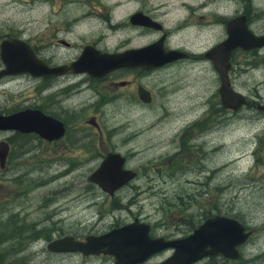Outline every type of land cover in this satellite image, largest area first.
Instances as JSON below:
<instances>
[{"label": "rangeland", "instance_id": "374dc122", "mask_svg": "<svg viewBox=\"0 0 264 264\" xmlns=\"http://www.w3.org/2000/svg\"><path fill=\"white\" fill-rule=\"evenodd\" d=\"M31 1L0 0V36L10 35L32 45L36 35L48 36L51 30L48 22L51 24L54 17L49 15L42 0L40 9H33ZM257 6L256 9L262 8L264 17V6ZM70 11H79V7H71ZM95 35L98 30L90 28L76 43L91 41V36ZM69 38L75 41L72 35ZM40 43L44 44V41ZM234 64L229 81L235 91L247 98L248 106L224 114L218 112L221 109L218 81L208 64L194 66L197 71L189 70L186 74L178 72L181 71L178 68L167 70L168 75L153 74L146 80L153 96L150 107L133 108L127 104L124 90H115V93L107 90L111 79L102 82L106 89L100 90L102 98L97 112L98 123L103 128L102 139L115 146L118 152L128 155L127 168L138 172L131 182L132 187L117 192L111 199L87 185L86 177L100 159L76 155L69 160H40L39 170L25 173L21 181L35 184L38 176L45 177L43 190L53 199L56 228L79 238L130 222L134 217L150 224L154 233L168 239L177 238L197 222L199 210L196 207L205 212L212 189L220 190L224 199L229 198L233 190L227 185L248 182L257 185V189H247V204L234 203L249 206L251 199L264 194V112L250 107L264 104V49L236 53ZM192 82L194 86H191ZM35 83L32 78L0 79V115L22 108L11 106L34 104ZM80 91L81 96L69 100L70 109L81 105L84 117L91 113V105L98 96L92 91ZM207 108L213 117L205 124L204 135L207 136V127L212 125L209 128L212 136L203 141L202 137H194L191 127L187 126L197 116L201 118ZM195 143L200 147L196 155L192 151ZM180 144L185 148L184 152L176 154ZM255 152L259 158L256 162L253 161ZM167 161L171 166L163 168L159 165ZM157 167L160 169H154ZM3 182L0 179V183ZM34 193L29 195L27 192L24 202L13 203L16 207H24L32 221L41 218V209L34 206ZM3 248L5 246L0 247L1 253ZM40 249L42 241L8 255L4 263L113 264L108 256L73 255L67 258L46 254ZM162 257L156 255L143 264H156Z\"/></svg>", "mask_w": 264, "mask_h": 264}, {"label": "flooded vegetation", "instance_id": "af4514ba", "mask_svg": "<svg viewBox=\"0 0 264 264\" xmlns=\"http://www.w3.org/2000/svg\"><path fill=\"white\" fill-rule=\"evenodd\" d=\"M40 2L41 0H32L31 7L40 9ZM42 4L48 8L49 15L54 17L51 24L48 22L51 30L47 37L43 34L36 35L34 45L24 41L30 45L36 58L42 60L49 70L68 67L81 56L83 51L90 54L92 60L101 55H121L130 50L151 46L153 48L149 49V55L154 52L165 58L163 55L170 51L183 55L153 69L122 67L96 78L85 73L72 74L66 71L52 72L50 75L32 78L36 82L34 104L11 106L22 108L11 109L1 115L9 116L24 109L38 111L43 117L58 122L61 125L62 133L59 137L52 138V134L55 135L53 133L55 130L50 131L49 139H45L31 132L20 133L13 130L0 132L2 134L0 138V179L4 181L0 183V247L5 246L2 253L0 252V264H6L4 261L8 255L24 251L26 248L34 246L38 241H42L40 251L46 254L67 258L73 255L88 257L79 253L50 252L47 250V245L64 237L84 241L88 236H98L134 221L149 226V237L170 240L166 236L154 233L150 224L135 217L130 222L111 226L106 231L90 232L81 238L72 236L71 233L56 228L53 219L56 216L53 199L50 198L47 191L43 190L42 180L45 177L38 176L35 184L22 182L21 178L32 170L38 171L42 166L40 160L56 158L69 160L79 155L101 161L105 155L116 153L124 158L123 169L134 172V177L109 196L89 181V176L97 167L96 165L86 177L87 185L102 192L110 199L117 192L132 187L131 182L135 180L138 172L127 168L126 158L128 155L118 152L115 146L113 147L108 141L102 139L103 128L98 123L97 113L102 98L100 90L106 89L102 82L111 79L110 87L107 90L112 93H115V90H124L127 104L133 108L150 107L153 96L146 80L151 79L153 74L168 75L170 72L167 70L177 68L181 70L178 72L186 74L189 70L197 71L194 66L201 63L208 64L214 72L211 63L204 59L203 55L208 49L227 38L229 25L238 24L239 28L242 27L244 30L245 27L254 37L263 36V11L262 8H256H258L257 5L264 6V0H42ZM71 7H79V11L71 13ZM93 27L98 30V35L91 36L93 39L91 41L77 44V39H82ZM71 35L75 37L74 42L69 38ZM238 37L241 38V36ZM6 38L14 37L0 36V40ZM41 40L44 41V44L40 43ZM261 49H264V46ZM246 52L240 49L231 52L228 78L235 68L236 53ZM2 69L0 61V70ZM20 77L31 78L23 74L4 76L0 79ZM81 85L83 86L80 87ZM191 86H194V82L191 83ZM139 88L148 93V103H143L139 99L137 94ZM80 90L92 91L99 97L91 105V113L84 117L81 113L84 110L81 105L70 109L69 100L71 97L81 96ZM257 105H250V107L256 109ZM246 106H248V101ZM75 109H78L77 112L71 113ZM218 112L224 114L232 111L221 107ZM201 116V118L197 116L187 127H191L194 137H202L204 141L207 137L212 136L209 130L212 125L207 127V136L204 135V127L205 124H209V119L213 115L207 108ZM184 149L180 144L176 154H183ZM186 149L188 150V148ZM199 150L198 143L192 145L194 155ZM256 153L253 155L254 162L259 160ZM159 165L163 168L171 166L168 165V161L166 164L161 162ZM154 169L159 170L160 167ZM248 184L227 185L231 186L233 190L228 199H224V195L220 194L221 191L214 188L208 199L205 212L200 210L202 208L196 207V210H199L197 222L189 228L188 232L177 238L189 235L209 219L232 221L235 227L233 228L234 236L231 235L227 238V242L222 246V252L211 254L194 264H264V194H259L255 199H251L249 206L241 207V205L234 204L236 202L247 204L249 197L246 194L247 189L258 188L255 184ZM32 186L35 188L30 189ZM32 191L35 192L34 206L41 209V213H39L41 218L33 219V221L30 220L31 216L24 210V207L13 205L19 200L24 202L25 194L28 192L30 195ZM250 197L253 196L250 195ZM38 222L41 224L40 227ZM170 252V250L159 252L144 262L156 255H163L160 260L162 261L169 256Z\"/></svg>", "mask_w": 264, "mask_h": 264}, {"label": "water", "instance_id": "95a60500", "mask_svg": "<svg viewBox=\"0 0 264 264\" xmlns=\"http://www.w3.org/2000/svg\"><path fill=\"white\" fill-rule=\"evenodd\" d=\"M263 46L264 35L254 37L245 27L243 30L238 24L233 23L227 28V38L208 49L203 55L204 59L211 63L217 76L218 102L223 109L237 112L247 105L245 96L232 89L230 85L227 74L231 52L235 49L258 50ZM151 47L130 50L121 55H101L95 60L83 51L81 56L68 67L49 70L42 60L36 58L30 45L25 41L6 38L0 40V61L3 66L0 77L25 74L36 78L50 75L52 72L66 71L72 74L85 73L96 78L122 67L153 69L183 55L173 51L163 55L165 58L154 52L149 55ZM137 94L143 103L149 102L147 92L139 88ZM256 109L264 112V105H257ZM6 130L36 133L45 139H49L50 131L55 130L52 138H57L62 133L58 122L30 109L9 116L0 115V131ZM123 163L124 158L119 154L105 155L90 174L89 181L111 196L135 175L134 172L123 169ZM234 227L232 221L209 219L183 238L164 240L149 237V226L134 221L98 236H88L84 241L64 237L49 243L47 250L54 253H79L83 256H110L113 264H142L150 256L170 250L169 256L158 264H194L211 254L222 252V246L227 242V238L233 235Z\"/></svg>", "mask_w": 264, "mask_h": 264}, {"label": "trees", "instance_id": "16d2710c", "mask_svg": "<svg viewBox=\"0 0 264 264\" xmlns=\"http://www.w3.org/2000/svg\"><path fill=\"white\" fill-rule=\"evenodd\" d=\"M219 114V113H218ZM220 115V114H219Z\"/></svg>", "mask_w": 264, "mask_h": 264}]
</instances>
